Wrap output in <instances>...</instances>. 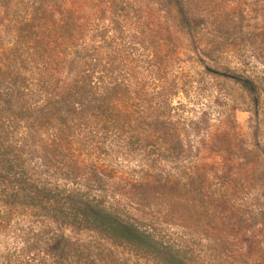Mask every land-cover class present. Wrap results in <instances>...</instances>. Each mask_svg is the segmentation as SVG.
Here are the masks:
<instances>
[{"label": "trees", "instance_id": "obj_1", "mask_svg": "<svg viewBox=\"0 0 264 264\" xmlns=\"http://www.w3.org/2000/svg\"><path fill=\"white\" fill-rule=\"evenodd\" d=\"M204 2L162 5L175 29L196 37L209 55L223 42L202 33L203 18L211 17ZM35 3L31 16L17 22L27 34L7 50L16 62L15 88L3 103L23 127L12 139L0 129V235L9 239L0 264H109L73 235L80 232L128 247L151 264H184L151 224L105 204L100 187L108 177L103 162L131 159L143 171L165 155L154 147L169 143L174 125L176 82L164 69L169 49L146 47L133 33L126 39L122 25L77 18L61 1ZM87 26L98 31L94 37ZM1 77L8 79L3 69Z\"/></svg>", "mask_w": 264, "mask_h": 264}, {"label": "rangeland", "instance_id": "obj_2", "mask_svg": "<svg viewBox=\"0 0 264 264\" xmlns=\"http://www.w3.org/2000/svg\"><path fill=\"white\" fill-rule=\"evenodd\" d=\"M41 1H61L90 23L122 25L126 39L133 33L146 47L170 52L164 69L176 82L172 138L154 147L165 155L143 171L131 159L103 162L105 204L151 224L184 264H264V0H206L211 17L203 18L202 33L223 42L209 55L196 37L175 29L162 0ZM35 2L0 0V129L10 139L23 126L3 103L15 88L7 50L27 34L17 22L31 16ZM86 28L87 36L98 32ZM73 235L103 262L151 264L93 233ZM7 243L0 235V248Z\"/></svg>", "mask_w": 264, "mask_h": 264}]
</instances>
